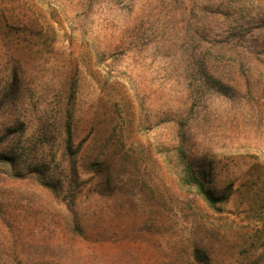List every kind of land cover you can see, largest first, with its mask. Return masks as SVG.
<instances>
[{
    "label": "rangeland",
    "instance_id": "374dc122",
    "mask_svg": "<svg viewBox=\"0 0 264 264\" xmlns=\"http://www.w3.org/2000/svg\"><path fill=\"white\" fill-rule=\"evenodd\" d=\"M205 48L253 74L199 102L216 209L163 157ZM0 152L27 173H0V264H264V0H0Z\"/></svg>",
    "mask_w": 264,
    "mask_h": 264
},
{
    "label": "trees",
    "instance_id": "16d2710c",
    "mask_svg": "<svg viewBox=\"0 0 264 264\" xmlns=\"http://www.w3.org/2000/svg\"><path fill=\"white\" fill-rule=\"evenodd\" d=\"M194 33L196 34V32ZM209 50L211 49L205 48L203 53L197 51L189 58L190 85L187 101H192V103L186 111L171 119L173 132L165 145L163 157L182 187H185L188 191L192 190L194 195L198 196L208 208L216 209L227 200L230 191L225 189L221 193H215L206 187L207 169L204 157L197 158L193 153L192 139L198 122L196 115L200 114L199 102L213 101L214 99L217 101H235L234 97L241 85L240 80L248 85L250 80L253 79V74L244 71L243 64L240 62H234V60L240 61L238 58H234L231 61L232 64L226 62L220 64L214 59L206 57L205 53ZM234 52H236L235 49ZM201 121H205V117H201ZM65 133L66 152L68 154L71 148L68 124ZM18 158L15 154L0 152V167L6 169V171H0V173L20 178L26 177L25 174L27 173H21ZM74 164V160L70 159V165L73 167ZM36 181L42 188L56 195V187L42 176H37ZM80 205L81 202L76 201L74 195H70L65 202L67 211L66 227L71 234L82 237L84 235V217L80 215Z\"/></svg>",
    "mask_w": 264,
    "mask_h": 264
}]
</instances>
